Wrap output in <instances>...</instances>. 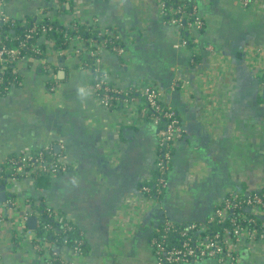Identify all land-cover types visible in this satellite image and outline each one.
Returning <instances> with one entry per match:
<instances>
[{"label":"crops","instance_id":"1","mask_svg":"<svg viewBox=\"0 0 264 264\" xmlns=\"http://www.w3.org/2000/svg\"><path fill=\"white\" fill-rule=\"evenodd\" d=\"M197 1L205 27L192 52L176 47L179 31L163 18L159 0H4V11L19 20L46 11L115 31L126 52L104 51L100 60L111 83L155 86L184 129L162 196L145 195L140 185L152 178L158 136L141 116L140 99L104 107L94 73L74 56L58 60L52 91L39 64H17L20 83L0 95V164L49 145L69 163L66 172L40 179L45 186L20 183V199L42 200L83 233L79 264H157L150 244L157 225L205 223L229 193L264 190V87L252 65L253 51L264 53V14L238 0ZM10 237L0 233L2 264H31V246ZM238 250L235 264H264L263 239Z\"/></svg>","mask_w":264,"mask_h":264},{"label":"built area","instance_id":"2","mask_svg":"<svg viewBox=\"0 0 264 264\" xmlns=\"http://www.w3.org/2000/svg\"><path fill=\"white\" fill-rule=\"evenodd\" d=\"M182 1V0H172ZM244 8H253L264 14V0H238ZM4 0H0V95H5L7 89L20 83H12L10 88L9 72L15 77L19 76L17 64L29 58L39 64L47 73V82L50 90L57 88L60 81L58 60L62 57L74 56L79 59L81 66L91 68L87 57H95L93 70L95 71L94 90L99 97L101 104L109 109H114L117 104L124 101L126 105L134 100L131 93H137L145 98L146 105L141 109V116H149L151 122L157 127L162 120L166 124L157 130L158 149L155 167L161 173L168 170L171 155L162 154L163 148L175 145L184 137V129L175 110L168 107L161 100L158 89L151 84L141 85L133 89L119 87L112 84L107 69L100 63L101 54L104 51L113 52L119 56L124 55L126 48L121 37L115 31L107 28L93 27L90 36H84L81 20H74L65 23L56 21L51 12H40L33 16L34 23L26 28L24 34L15 45L7 43L9 36L4 28H13L18 25V19L9 16L3 9ZM167 1L159 0L161 14L165 21L176 27L180 34L176 47H187V40L182 37V29L186 28L191 32L192 43H197L196 34L204 29L205 22L199 14L198 4L187 5L176 3L169 8L167 14ZM190 6V8H189ZM168 15V17L166 16ZM24 24H29L26 19ZM185 25V26H184ZM61 26L64 29L63 37L69 38L70 45L66 48L57 46L55 38L50 33L58 32ZM71 33H74L72 36ZM210 50L213 48L209 45ZM252 65L258 68L257 73L263 77L264 87V53L255 49L253 51ZM11 70L9 67H11ZM9 90V91H10ZM52 145L39 150H31L11 154L0 164V172L8 173L7 176L0 174L1 181L5 179L4 191L7 198L1 199L2 187H0V233L9 231L11 239L16 246L28 244L31 246V264H79L83 256L82 242L68 245L63 240L61 245L57 244L58 238L51 239V232L58 230H72L74 224L61 214L59 210L46 205L40 199L27 198L24 203L20 199V183L28 181L36 187L41 175L53 177L66 172L70 165L62 157L53 154ZM165 188L167 179L161 178L158 187ZM145 195L150 188H142ZM21 203L23 205H21ZM19 210L20 214L15 215ZM14 212V217H13ZM36 217L35 229L30 228L28 220ZM44 218L53 220L57 225L47 223ZM216 222L222 225L220 231L207 232L211 227L210 223ZM175 227L174 222L166 219L157 225L150 238V244L157 256V264H185L192 261L211 259L218 264H235L239 256L238 247L244 243L252 244L256 239L264 240V190L256 191H233L229 193L213 213L208 221L197 225L194 222L188 223V230L194 231L190 235L183 230L178 234V241H167L171 230ZM40 228L42 229L40 233ZM1 247V238H0ZM0 264L2 255L0 248Z\"/></svg>","mask_w":264,"mask_h":264},{"label":"trees","instance_id":"3","mask_svg":"<svg viewBox=\"0 0 264 264\" xmlns=\"http://www.w3.org/2000/svg\"><path fill=\"white\" fill-rule=\"evenodd\" d=\"M166 1H167V4H166L167 5V14H169V8L173 7V5H176V3H186L187 5H192L194 3H196V4L198 3L197 0H182V1L166 0ZM189 8H190V6H189ZM61 9H62V11H66L67 10L66 7H64V5L61 6ZM166 16L168 17V15H166ZM27 20L29 21V24H27V25L23 23L24 20H19L18 19V25L17 26H15L13 28H4L5 33H7L8 36H9V39L7 40V43L8 44L15 45L19 41V39L21 38L20 36H22L24 34L25 29L28 28V27H30V25H32V23H34L33 17H27ZM57 22H58V20L53 21V24H54L55 27L58 24ZM34 24L40 25L41 23H34ZM81 27H82V33H83L84 36H87L88 37V36L91 35L90 34V29H91L92 25H90L89 23H85ZM58 28L60 29V31L54 32V33H50L49 36L56 39V41H57V44L56 45L57 46L66 48V47H68L70 45V40L71 39L63 37L64 29L61 26H59ZM203 31H204V29L201 31V33ZM181 32H182V37L184 39H186L187 42H188L187 43V47L191 48L192 49V52H194L193 49H194L195 44L192 43V41H190V39L192 38L191 32L188 29H186V28H183ZM71 35L73 36L74 33H71ZM87 61L89 63V66L90 65L93 66V63L95 62V57H89L88 56L87 57ZM199 62H200L199 55H197L196 53H193V61H192L193 65H196ZM92 66H90L91 67L90 69L92 70V72L95 75V71L93 70V67ZM11 68H12V66L9 67L10 70H11ZM9 77H10L9 83H7L9 85V88H10V86H11L12 83H18L20 81V79H21L20 75L17 76V77H15L14 75L12 76V74L10 72H9ZM140 87H141V85H138V84L132 86L133 89H137V88H140ZM9 90L10 89H7L4 92V94H7L9 92ZM130 97H133L134 100L135 99H140V101L143 103L142 104V108L146 105L145 98L141 97L137 93H131V96ZM125 105H126V103L124 101H122L119 104H117L115 106V108L122 109ZM175 112L177 114V117L179 118V115H178V113H177L176 110H175ZM144 118L147 121H151V119H150L149 116H146ZM165 124H166V120H162L161 123H160V125L158 127L156 126L157 127V130L159 128H161L162 126H164ZM174 148H175L174 145H171V146H169L168 148H165V149L163 148L162 154H165L167 152V153H169V155H171V160L169 162L168 170L165 173H161L158 170V168L155 167V169L152 172V178L150 180H148V181L142 182L141 185H140L141 186L140 189L142 190L143 193H144V191H143L142 188L147 187V188H150V191L149 192H146L147 195H149V196H151L153 198H156V197L159 198V197L162 196V194L164 192V188L162 186L159 188L158 187V183H159V180L161 178L167 179V174H168L169 169L171 167L172 157L174 155ZM52 151H53V154L55 156L61 157V154L60 153H57L54 148H52ZM160 151L161 150H160V147H159L158 153ZM0 174L1 175L3 174L4 176H7L8 175V173L6 174V173H3V172H0ZM49 178H51V177H48L47 175H41V177H40V179H43V180H48ZM40 179L38 180V184L43 185L41 183V180ZM4 183H5V179H3L1 181L0 187H2V186L4 187ZM45 185H43V186H45ZM2 191H3V189H2ZM6 198H7V196L5 195V199ZM60 213L61 214H64L61 211H60ZM208 219H207V221H208ZM44 220L47 223H49V224L51 223L53 225H57V223H55L51 219L44 218ZM194 223H196L197 225L200 224L198 222H194ZM174 224H175V227H174L173 230H171L170 237L168 238L167 241H173V240H176V239H177L176 241H178V237L177 236L180 233V231H183V230L188 231V233L190 235H193L194 234V231L188 230V228H187L188 223H183V224L182 223L181 224L174 223ZM208 225H210L211 228L207 232L220 231L223 228L221 224L219 225L216 222L210 223ZM41 231H42V229L40 228V233H41ZM48 236L51 239L58 238V241H57V244L58 245H61L62 242H63V240H65V238L67 240V244L68 245H74V244H76L78 242H82L83 255L85 254V251H86V249H85L86 248V240L84 238L83 233L75 225H74V228L72 230H66L65 231V230H61L60 229V230L56 231L55 233H52L51 232V234L50 235H47L46 238H48ZM57 263L60 264L58 261H57Z\"/></svg>","mask_w":264,"mask_h":264},{"label":"water","instance_id":"4","mask_svg":"<svg viewBox=\"0 0 264 264\" xmlns=\"http://www.w3.org/2000/svg\"><path fill=\"white\" fill-rule=\"evenodd\" d=\"M263 97H264V89H263ZM55 148L57 150L59 149L58 146H56ZM2 189H3V191L1 193V199L4 200L5 199V191H4V187L3 186H2ZM36 221H37V218L34 217V216H32V217L29 218L28 224H29L30 228L35 229V227H36Z\"/></svg>","mask_w":264,"mask_h":264},{"label":"rangeland","instance_id":"5","mask_svg":"<svg viewBox=\"0 0 264 264\" xmlns=\"http://www.w3.org/2000/svg\"><path fill=\"white\" fill-rule=\"evenodd\" d=\"M20 214V211L19 210H16L15 211V215L17 216V215H19ZM13 217H14V212H13Z\"/></svg>","mask_w":264,"mask_h":264}]
</instances>
